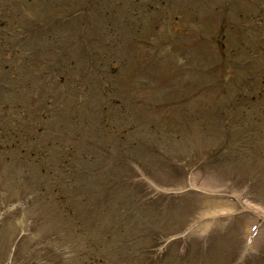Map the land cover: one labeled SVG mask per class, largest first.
<instances>
[{
	"label": "rangeland",
	"instance_id": "1",
	"mask_svg": "<svg viewBox=\"0 0 264 264\" xmlns=\"http://www.w3.org/2000/svg\"><path fill=\"white\" fill-rule=\"evenodd\" d=\"M2 1L5 23L26 24L23 16L29 13L39 23L58 17V31L70 32L69 38L86 31L93 49L118 44L119 62L108 73L104 96L115 102L107 113L110 128L130 134L122 143L110 141L96 115H89L91 127L82 129L95 138V146L111 143L110 159L95 156L89 162L90 169L105 167L90 187L100 189L111 172L127 182L126 203L135 202L128 210L113 202L100 224V217L91 215L82 233L73 236L69 227L62 228L66 236L58 243L54 230L56 241L47 243L50 224L44 217L51 212L42 210L46 199L38 188L34 198L27 196V183L42 172L45 154L54 161L58 148L43 149L42 159L37 149V159L21 162L7 147L5 131L17 105L41 100L43 78L31 75L46 57L40 53L45 39L39 26L19 39L38 49L19 77H12V64L3 69L6 52L0 47V109L5 110L0 114V264H47L49 259L51 264H264V65L257 59L264 55V23L252 32L255 39L241 27L264 21V0H6L9 10L25 5L23 16L6 13ZM135 4L141 6L137 15ZM80 8L89 9L86 18L68 16ZM222 40L233 56L221 55ZM228 57L250 64L230 69ZM95 63L92 76L99 70ZM102 90L92 88L90 109L100 106ZM253 94L258 98L251 102L243 98ZM48 118L47 128L72 131L63 109ZM78 165L76 158L72 167ZM33 169L36 173L28 175ZM84 237L94 242H88L93 251L82 249Z\"/></svg>",
	"mask_w": 264,
	"mask_h": 264
},
{
	"label": "trees",
	"instance_id": "2",
	"mask_svg": "<svg viewBox=\"0 0 264 264\" xmlns=\"http://www.w3.org/2000/svg\"><path fill=\"white\" fill-rule=\"evenodd\" d=\"M67 153L69 159L66 160V158H63V161L59 164L60 166L56 167L62 181H56V184H53L47 178L46 180H43L46 184L44 188L49 192V196L52 198L56 209L59 210L58 216L61 218L71 216V212L75 210V208H72L74 205H77L83 210H88L91 207L90 201L89 199H86L85 191L82 189L84 187V177L87 175L88 171L84 165L80 163L78 166L72 167L74 154L72 155V152ZM61 155L62 152L60 154V158ZM83 155L85 156L84 152ZM69 162H72V164L69 165ZM61 182H63V185L67 184V186L63 187ZM70 186L73 187L70 188ZM110 186L114 189L118 186V184L111 183ZM79 225L80 223L78 226ZM82 228L83 227L80 226L76 227L79 231H81Z\"/></svg>",
	"mask_w": 264,
	"mask_h": 264
}]
</instances>
